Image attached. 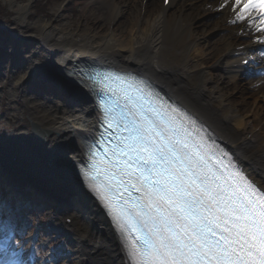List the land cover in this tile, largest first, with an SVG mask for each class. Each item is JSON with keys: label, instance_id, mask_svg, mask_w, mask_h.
I'll return each mask as SVG.
<instances>
[{"label": "bare ground", "instance_id": "6f19581e", "mask_svg": "<svg viewBox=\"0 0 264 264\" xmlns=\"http://www.w3.org/2000/svg\"><path fill=\"white\" fill-rule=\"evenodd\" d=\"M2 1L14 9L11 29L16 22L23 27L8 39L18 56L0 55V63H14L0 72V95L19 91L22 103L11 110L29 124L13 119L0 136V173L20 192L54 206L76 264H132L121 235L76 174L98 114L89 89L66 72L77 74L88 61L144 73L264 187V43L258 40L264 33L229 22L234 0L226 8L225 0H99L97 18L108 15L107 23L72 22L59 16L62 6L55 18L30 19L36 0ZM258 17L252 9L249 18ZM33 58L39 67L30 66Z\"/></svg>", "mask_w": 264, "mask_h": 264}, {"label": "snow or ice", "instance_id": "6c2138e0", "mask_svg": "<svg viewBox=\"0 0 264 264\" xmlns=\"http://www.w3.org/2000/svg\"><path fill=\"white\" fill-rule=\"evenodd\" d=\"M233 9L230 23L264 33V3L234 0ZM252 9L258 20L249 18ZM66 75L86 76L90 87L112 94L104 109L106 146H86L91 163L80 175L131 237L136 264H264V191L194 121L135 77Z\"/></svg>", "mask_w": 264, "mask_h": 264}, {"label": "rangeland", "instance_id": "374dc122", "mask_svg": "<svg viewBox=\"0 0 264 264\" xmlns=\"http://www.w3.org/2000/svg\"><path fill=\"white\" fill-rule=\"evenodd\" d=\"M23 1L25 0H20V2ZM4 2L5 4L2 0L0 2V55L4 54L5 57L9 55L8 59H14L18 55L14 54V49L8 47V39H13L14 33L19 36L22 33L20 28L23 25L20 24L18 27L16 22L11 29V25L8 22H15L12 18L14 9L8 8V2ZM37 2L44 4L47 8L44 9L42 6H37ZM98 2L99 0H36L31 3L32 9L29 12V18H55L60 9L59 7L62 6L59 16L64 14V16L71 18L72 22L75 20L80 22L86 18L96 19L97 16H100L98 9L100 5ZM100 20L107 23L108 15L103 16ZM3 61V63H0V72L14 64L12 61L8 62L6 58ZM251 74H254V72ZM19 94L18 91V94L11 98L6 94L0 95V136L7 134L6 132L10 130L15 121L13 119L18 120V118H21L23 122L28 121L29 124V120L23 117V114H16L11 110V108H19L21 102ZM4 104L7 105L8 110ZM10 110V113L14 114V118L10 115ZM7 181L6 175L0 173V182L8 184ZM1 190L2 187L0 185V209L2 205H5L6 209L17 211L22 208L23 210L22 213L12 211L9 214H6L3 209L0 210V222H2L0 225L7 226L13 235L6 251L0 253V259L4 257L0 260L3 261V264H8L10 259L14 260V264H76L74 248H72L70 237H68L69 232H65L62 226H58L54 222L57 210L53 205L42 199V201L36 199L35 194L32 192L20 193L18 191L19 193H16L18 195L13 196L15 197L13 198L12 194H8L10 191L7 188L3 191ZM7 195H11V197L9 198ZM33 250L36 257L32 255ZM48 259H51V261Z\"/></svg>", "mask_w": 264, "mask_h": 264}, {"label": "clouds", "instance_id": "9594fccd", "mask_svg": "<svg viewBox=\"0 0 264 264\" xmlns=\"http://www.w3.org/2000/svg\"><path fill=\"white\" fill-rule=\"evenodd\" d=\"M2 250H3L2 247H0V251H2ZM0 264H3V261H0ZM8 264H14V260L10 259L8 261Z\"/></svg>", "mask_w": 264, "mask_h": 264}, {"label": "water", "instance_id": "95a60500", "mask_svg": "<svg viewBox=\"0 0 264 264\" xmlns=\"http://www.w3.org/2000/svg\"><path fill=\"white\" fill-rule=\"evenodd\" d=\"M35 131H37V130H36V128H33V131H32V132H33V134H37V135H39V133H40V132H38V131H37V132H35Z\"/></svg>", "mask_w": 264, "mask_h": 264}]
</instances>
